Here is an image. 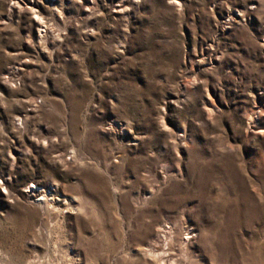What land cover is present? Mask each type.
<instances>
[{
	"label": "rangeland",
	"instance_id": "obj_1",
	"mask_svg": "<svg viewBox=\"0 0 264 264\" xmlns=\"http://www.w3.org/2000/svg\"><path fill=\"white\" fill-rule=\"evenodd\" d=\"M0 264H264V0H0Z\"/></svg>",
	"mask_w": 264,
	"mask_h": 264
},
{
	"label": "bare ground",
	"instance_id": "obj_2",
	"mask_svg": "<svg viewBox=\"0 0 264 264\" xmlns=\"http://www.w3.org/2000/svg\"><path fill=\"white\" fill-rule=\"evenodd\" d=\"M34 188H36L35 189L36 191L34 190L33 192L36 193V194H38L39 192H37V187H34Z\"/></svg>",
	"mask_w": 264,
	"mask_h": 264
}]
</instances>
